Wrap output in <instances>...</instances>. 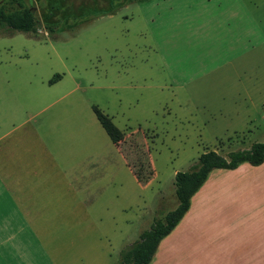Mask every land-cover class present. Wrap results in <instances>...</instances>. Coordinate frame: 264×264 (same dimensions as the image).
<instances>
[{
  "label": "rangeland",
  "instance_id": "obj_1",
  "mask_svg": "<svg viewBox=\"0 0 264 264\" xmlns=\"http://www.w3.org/2000/svg\"><path fill=\"white\" fill-rule=\"evenodd\" d=\"M208 1L0 0L11 11L34 10L40 22L35 33L0 27V122L56 121L58 115L68 117L75 103L83 135L92 137L99 156L106 155V169L98 179L99 187H105L98 209L103 203L115 216L123 214L124 222H115L114 236L121 241L122 231L128 248L156 219L177 208V172L190 170L207 151L227 156L264 142V0H224L242 2L251 10L256 27L246 42L251 41L252 49L234 66L206 75L212 52L214 63L221 62L236 37L217 43L207 61L201 59L202 42L184 37L185 26H178L176 38L168 32L174 21L186 25V14L200 16ZM243 32L240 26L233 34L241 37ZM245 66L249 68H241ZM93 106L119 129V143L102 128ZM143 164L152 179L139 184L131 168L138 165L144 171ZM211 175L210 183L219 185L206 202H195L189 226L186 220L167 243L160 242L153 264H216L220 230L232 231L231 216L239 210L250 215L251 198L264 200L259 186L264 185V163H244L239 171L215 170ZM261 208L256 206V213L264 216ZM260 216L256 245L258 262L264 264ZM166 247L165 261L161 256Z\"/></svg>",
  "mask_w": 264,
  "mask_h": 264
},
{
  "label": "crops",
  "instance_id": "obj_2",
  "mask_svg": "<svg viewBox=\"0 0 264 264\" xmlns=\"http://www.w3.org/2000/svg\"><path fill=\"white\" fill-rule=\"evenodd\" d=\"M223 2L209 0L200 16L194 19L190 16L192 13H188L183 20L186 25L174 21L168 32L171 38H176L178 26H185L184 37H197L195 41L202 42L201 59L207 61V55L217 43L226 42L228 35L236 37V43L230 42L228 46V56L222 60V54L223 57L218 59L221 62L214 63L216 52H212L214 57L204 68L206 75L225 65L234 66L252 49L251 41L246 42L247 33L252 35V28L255 30L256 27L251 10L242 2ZM173 12L171 9V14L177 16ZM240 26L244 30L241 37L233 34ZM190 28L194 29V34ZM157 35H167V32ZM177 37L179 39L181 35ZM247 71L244 69V75ZM52 105H47L40 113ZM69 107L72 109L68 117L61 119L58 115L56 121L39 124L26 118L15 124L0 122V264H120V253L128 249V240L124 242L122 231L121 241L119 235L118 238L114 236L115 222H124L123 214L115 216L103 203L98 209L99 196L105 191V187H99L98 179L106 169V155L99 156L96 148L92 149L94 140L90 135H83L80 127V111H76L75 103ZM239 169L240 166L225 171ZM212 172L191 199L185 216L161 243H167L175 230L190 219L195 202H206V196L219 185L217 181L210 183ZM250 183L254 182H248L249 186ZM259 186L264 188L263 184ZM200 193L201 198L198 197ZM250 206V215L241 214L239 207L234 210L239 213L231 216L232 231L220 230L216 264H261L258 262L260 249L257 250L256 245L259 223L256 218L260 216L256 206L264 207V200L251 198ZM260 217L264 221V216ZM246 221L249 226L245 228L248 229L242 227ZM125 222L128 226V219ZM160 244L152 264L157 263ZM168 255L169 247H166L162 260L166 261Z\"/></svg>",
  "mask_w": 264,
  "mask_h": 264
},
{
  "label": "trees",
  "instance_id": "obj_3",
  "mask_svg": "<svg viewBox=\"0 0 264 264\" xmlns=\"http://www.w3.org/2000/svg\"><path fill=\"white\" fill-rule=\"evenodd\" d=\"M0 27H7L16 32L35 33L40 28V22L32 9L11 11L6 5L0 4ZM93 111L107 135L114 143H119L122 138L121 132L113 124L111 118L96 106H93ZM244 163L254 167L264 163V142L254 144L249 150L230 152L227 156L216 151H207L198 158L190 170L177 172L175 175L177 208L168 212L162 219H156L150 230L144 232L138 242L123 250L120 264H150L160 242L175 229L185 216L190 208L191 199L206 182L210 173L214 170H236ZM143 165L145 166L144 171L138 168V165L131 168L141 184L152 179L151 176H146L148 166Z\"/></svg>",
  "mask_w": 264,
  "mask_h": 264
}]
</instances>
